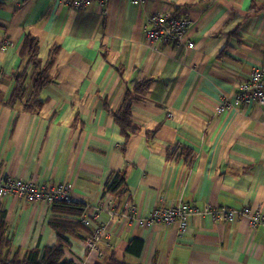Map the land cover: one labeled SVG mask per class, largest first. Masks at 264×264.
Segmentation results:
<instances>
[{"label":"crops","instance_id":"crops-1","mask_svg":"<svg viewBox=\"0 0 264 264\" xmlns=\"http://www.w3.org/2000/svg\"><path fill=\"white\" fill-rule=\"evenodd\" d=\"M4 1V98L25 35L37 40L42 63L51 48L59 53L37 115L0 108V172L68 184L72 200L85 205L84 214L96 212L111 234L97 255L86 249L87 238L70 240L66 257L94 264L113 251L126 264H264V228L251 229L244 218L231 225L194 219L181 235L175 225L144 229L136 223L157 207L179 204L264 214V106L215 113L223 98L234 100L253 69L264 71V0H146L138 7L110 0L104 9L93 2L79 11L54 0ZM163 13L192 22L193 49L147 44V19ZM233 31L239 40L228 37ZM146 79L153 81L150 88L131 104L140 132L122 156L112 113L125 92ZM155 129L154 137L146 136ZM126 164L127 193L112 216L99 207L108 179ZM128 204L133 215L122 211ZM0 208L14 246L56 245L50 206L5 198ZM131 238L143 244L138 258L124 252Z\"/></svg>","mask_w":264,"mask_h":264},{"label":"trees","instance_id":"trees-1","mask_svg":"<svg viewBox=\"0 0 264 264\" xmlns=\"http://www.w3.org/2000/svg\"><path fill=\"white\" fill-rule=\"evenodd\" d=\"M5 5V1L0 0V8ZM254 9L255 6L250 9L249 13H254ZM175 16L183 19L178 15ZM228 37L239 40L237 31H233ZM58 53L57 47L51 48L46 62L42 63L38 57L37 40L30 35H25L19 50L20 66L10 78L12 89L9 95L4 98L0 92V108L20 110L29 116L37 115L46 103L43 96L44 89L54 82L55 77L51 72L54 69ZM222 54L223 51L219 57ZM152 82L151 79H146L136 83L131 90L128 89L119 108L115 113H112L114 124L123 139V144L119 150L122 156H124L129 139L140 132L139 127L131 120V104L136 100L137 95L148 91ZM156 131L155 129L150 134L146 133V136L154 137ZM128 167L129 165L126 164L120 172L111 175L105 186V191L115 200L114 210L116 212L119 211L127 193ZM85 210L86 207L83 203H76L73 200L69 203L62 201L54 203L51 207V213L54 216L49 220L48 226L55 233L56 245L42 249L39 247L22 249L14 246L13 241L8 236L5 211L0 208V264H76L66 257V252L71 248L70 240L83 241L91 236V230L77 221ZM142 245L139 239L131 238L125 243L124 252L138 258ZM94 264H126V262L123 259L119 260L116 253L112 251Z\"/></svg>","mask_w":264,"mask_h":264},{"label":"built area","instance_id":"built-area-1","mask_svg":"<svg viewBox=\"0 0 264 264\" xmlns=\"http://www.w3.org/2000/svg\"><path fill=\"white\" fill-rule=\"evenodd\" d=\"M110 0H54L60 8L70 10H84L90 3L97 2L99 7L104 9ZM132 6L138 7L144 5L146 0H126ZM192 30V22L189 19L177 18L172 13H163L152 15L147 19L144 31L148 38L147 44L166 43L183 47L186 50L194 47L189 40V34ZM7 44H2L3 51ZM239 93L233 101L223 99L215 109V113L220 115L225 110L236 108H246L253 105L264 106V71L260 68L253 69L240 86ZM31 183L28 180H22L7 174L0 173V198H14L26 203L45 202L49 205L62 201L69 203L72 201L70 186L61 183L56 186L42 187ZM104 202L99 207L101 211H106L112 216L117 213L114 210L115 200L110 194H105ZM122 209V208H121ZM124 214L133 215L134 207L127 205ZM86 215V214H83ZM81 215V216H83ZM87 218L78 217L83 226L91 230V236L85 241L86 249L89 253L98 254V246L103 240H109L111 234L109 230L102 226L98 221L96 212H90ZM209 219L211 222H224L233 224L238 218L247 220L251 229L258 227L264 228V214L256 209L243 207L240 210H234L228 207L204 208L202 211L195 209L187 204L178 206L157 207L148 216L137 219L139 227L150 229L153 227H165L175 225L177 233L180 235L191 225L194 219Z\"/></svg>","mask_w":264,"mask_h":264},{"label":"rangeland","instance_id":"rangeland-1","mask_svg":"<svg viewBox=\"0 0 264 264\" xmlns=\"http://www.w3.org/2000/svg\"><path fill=\"white\" fill-rule=\"evenodd\" d=\"M161 44V43H160ZM163 44H166V43H163ZM167 45H172V46H175L174 44H167ZM194 45V44H193ZM193 49V48H192ZM224 99V98H223ZM225 99H227V98H225ZM228 100V99H227ZM1 174H6V173H4V172H0ZM8 175V174H7ZM25 181V180H24ZM31 183H33V184H35V182H31ZM64 183V182H63ZM58 184H61V182H46V183H43V182H41V183H38V184H36V185H40V186H42V187H48V186H56V185H58ZM0 199H5V198H0ZM33 203V202H32ZM32 203H29V204H32ZM37 203H43V204H46L47 206H50V208L53 206V204H51V205H49V204H47V203H45V202H37ZM56 203V202H55ZM35 204V203H34ZM80 217H82V218H89L88 217V215H83V216H80ZM78 221H81V220H78ZM50 247H52V246H50ZM35 248V247H34ZM42 249V248H41ZM70 259V258H69Z\"/></svg>","mask_w":264,"mask_h":264}]
</instances>
